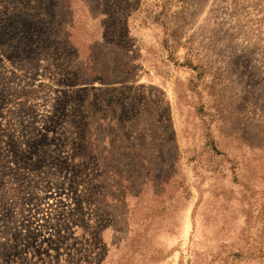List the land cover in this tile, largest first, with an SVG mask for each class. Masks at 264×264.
Segmentation results:
<instances>
[{
    "label": "rangeland",
    "instance_id": "1",
    "mask_svg": "<svg viewBox=\"0 0 264 264\" xmlns=\"http://www.w3.org/2000/svg\"><path fill=\"white\" fill-rule=\"evenodd\" d=\"M0 264H264V0H0Z\"/></svg>",
    "mask_w": 264,
    "mask_h": 264
}]
</instances>
